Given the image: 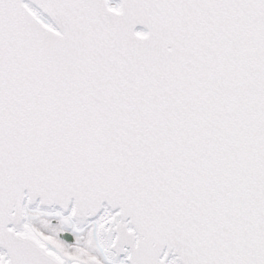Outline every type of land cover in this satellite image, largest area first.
Segmentation results:
<instances>
[{
	"label": "snow or ice",
	"instance_id": "1",
	"mask_svg": "<svg viewBox=\"0 0 264 264\" xmlns=\"http://www.w3.org/2000/svg\"><path fill=\"white\" fill-rule=\"evenodd\" d=\"M0 264H264V0H0Z\"/></svg>",
	"mask_w": 264,
	"mask_h": 264
}]
</instances>
